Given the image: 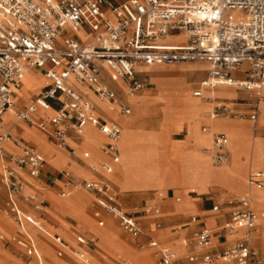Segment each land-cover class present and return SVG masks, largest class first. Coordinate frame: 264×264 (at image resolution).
<instances>
[{
	"label": "built area",
	"instance_id": "obj_1",
	"mask_svg": "<svg viewBox=\"0 0 264 264\" xmlns=\"http://www.w3.org/2000/svg\"><path fill=\"white\" fill-rule=\"evenodd\" d=\"M233 12L240 13L241 18H231ZM83 31L89 33L90 44L81 43L77 32ZM172 36H181L183 42H162ZM185 62H204L208 67L206 78L191 94L194 98H202L201 88L214 87L252 95L245 109L237 108L235 101L215 102L209 118L255 123L262 98L260 90L264 87V0H128L122 5H111L106 0H0V118L12 109V95L24 73L32 68L42 69L48 87L17 112L16 120L43 130L45 124L35 121L30 114L36 107L46 111L52 103L59 102V108L48 120L53 142L59 148L68 147L69 132L80 135L82 126L88 124L105 138L98 150L110 155L112 163H116L119 127L99 115L86 97L89 94L115 108L121 116L128 115L129 109L99 81L100 74L105 72L112 82L122 81L125 95L131 96L144 87L136 76L138 66ZM75 85L85 90L79 91ZM8 139H11L8 132L0 134V143ZM203 153L214 166L227 162L224 135L213 134L210 148ZM0 158L4 163L0 185L6 193L3 213L18 230L22 231L24 224L36 227L33 218L23 213L17 202L20 197L22 203H33L34 210L42 205L35 195L22 196V192L23 175L36 177L43 160L22 144L15 155H5L0 149ZM100 169L110 172L107 165H101ZM62 176L65 189L79 190L92 197L116 220L119 229L134 239L140 236L141 230L116 205L109 187L95 181L72 179L66 174ZM247 182L263 185L264 174L249 175ZM235 202L242 209L229 214L222 230L231 235L243 229L242 235L226 248L210 252V231L205 228L194 231L190 251L185 256L187 264H263L258 252L248 247L250 233L257 222L249 198L240 197ZM216 210L217 207H212V211ZM153 213L157 215L158 211L154 209ZM0 241H5L2 234ZM54 241L59 243L58 238ZM7 242L23 248L27 257L39 261L27 235L23 240L9 237ZM182 245L188 246L185 241ZM147 246L156 250L159 264L176 263L178 257L172 251L154 241H149Z\"/></svg>",
	"mask_w": 264,
	"mask_h": 264
},
{
	"label": "crops",
	"instance_id": "obj_2",
	"mask_svg": "<svg viewBox=\"0 0 264 264\" xmlns=\"http://www.w3.org/2000/svg\"><path fill=\"white\" fill-rule=\"evenodd\" d=\"M127 1L128 0H106V2L111 5H122ZM107 16L110 20H112L108 13ZM81 33L84 36V39L80 40L81 43L84 45L90 44L91 37L89 33L87 31H83ZM172 37L175 39L177 38L175 36ZM166 39L162 42L168 44H181L183 42V39L182 41L178 42L168 41ZM185 63H199L202 65H195L188 69L179 67ZM185 63L175 64L176 66H138L135 70L136 76L138 80L143 83L144 87L142 90L131 96L125 95V84L122 81L112 82L108 79L105 72L100 74L99 81L108 89L113 91L117 99L129 109L128 115L121 116L117 113L115 108L103 103H101L103 107H100V102H98L94 97L89 94H87L86 97V99L95 105L99 115L114 121L121 131L122 136L118 145V147L121 149V153H119L117 148L118 161L116 163H112L110 155L102 153L98 150V146L105 143V138L99 131L88 124H84L82 126V134L80 135H76L73 132L68 133L67 148H59L54 144L51 133L52 131L48 126V120L59 108V102L52 103L49 109L46 111L39 108L37 112L35 111L34 113L30 114L32 119L35 121H41L45 124V128L43 130L29 126L24 122H18L17 120L15 121L17 118V112L27 107L32 102V100L49 85L48 81L42 76V69H30L24 81H21L19 88L16 89L12 95V109L6 112L7 114L2 120L0 118V129L9 131L13 138L12 141L3 143L2 147L4 151L2 152L5 155L18 154L19 144H22L37 153L43 160L44 164L36 177H28L26 174L23 175L25 179V186L24 192H22V196L35 195L37 199L42 201V205L38 210H34L33 203H22L20 197H18L17 205L23 213L31 216L41 232L43 231L46 234L44 233L43 236L32 234L27 227L34 226L29 224H24L23 230L21 231L18 230L12 223L11 224L14 226V231L9 233L11 227L5 223L4 217L0 215V227H3L4 229L3 230L0 228V234L5 237V241H0V244L2 246L11 247L14 249L19 258L25 259V264H44L46 262L47 264H50V261L46 259L40 251V243L46 245V247L51 250L52 254L57 259H62L63 257L71 258L65 254L64 249L74 251L77 254L78 259L83 264L103 263L99 256L100 254L105 255L109 260H111L113 264H130L129 261H137L140 258L139 252L132 249V247L126 242V239L120 236L118 232L113 231L109 227L103 229L99 228L103 226L102 219L105 217H108V219H115L105 213L95 201L88 202L87 200L78 201V198L73 199L76 201L74 203L75 205L73 206H75L80 216L86 220L85 224L60 214L53 207V205H51V198H63L66 191L70 190L65 189L64 187L62 175L66 174L72 179L80 181H95L110 188L114 194V201L116 205H118L123 212L130 215V217L141 230V234L136 239H134L119 229L118 226L117 228L123 234L128 236L139 250H151V253L148 254V260L151 264L159 263L158 258L156 257V250L147 246L149 241H154L159 247L166 248L175 253L178 257L175 264H187L185 261V256L190 251L189 246L191 235L194 231L200 228H205L211 233L212 248L210 252L226 248L232 241L238 239L244 231L243 229H237L234 232L235 234L228 235L222 230V226L227 221L231 212L242 209V207L239 206L235 200L240 197H248L250 201V208L257 216L255 229L250 233L248 247L258 252L264 264V226H262V223H264V204L254 201L248 193L236 195V192L249 189L255 197L261 198V195L263 196L264 193V183L260 186L250 185L247 182V178L249 175L264 174V168L247 169L244 175V182L241 179H235L233 177L229 178L227 176L228 184L233 189L232 191H223L225 194L224 196L221 194L222 191L217 188H215V191L209 193H196L195 189H190L193 191L185 190L184 192H180L177 195H175L171 190V188L188 185L193 186L192 188L198 189H205L209 186L223 188L217 184H206V162L205 159L198 153L200 148L196 142V127L197 124L201 122L199 124V129L202 134L209 131L208 125L211 118L208 117V114L207 116H204L207 106L197 102V100L189 98V96L185 94L183 90H181L185 89L186 87L190 90V95L192 92L198 90L199 84L207 76L208 67L204 62ZM199 66H201L202 69L199 68ZM159 67L168 68L169 70L162 68L159 69ZM202 73H205L203 78H201ZM44 80L46 81V84L43 86L45 83ZM160 83H164V86L166 85V87L168 86L165 90L166 97L174 98L173 101L177 109L176 112L182 115L183 118L189 119L193 124L191 126L190 133L194 141V146L193 143L189 141V143L186 145V148L184 149L186 150L187 154H177L173 152L171 148V141L184 142L186 140L187 128L183 124L178 132L172 134L169 132L170 129L166 120L160 125L159 131L149 135H139L135 131L136 119L142 117L146 113L149 104V102L142 97L143 93L146 92L148 96H153L155 93L153 91V87L157 86L158 84L160 85ZM175 83H179L181 85V89L173 92V88H169V86H173ZM192 85H194V87L191 89ZM75 87L82 92L85 90L84 87L78 85H75ZM177 88L179 89L180 87ZM37 89H39V91L30 95L26 104H21V95L23 92L30 94L35 92ZM226 89L227 88L214 87L201 88L200 90L201 93L204 91H214L216 94L215 97L219 99L223 97L224 99L225 97H232L233 94L230 95ZM262 89V91L260 90L262 93L261 97L264 99V87ZM233 91L235 92L237 98L233 99L232 101L236 102L235 104L237 108L245 109L247 103H244V100L238 98L247 97L250 100L252 95L246 91ZM196 99L206 100L203 98V96L202 98ZM261 106L264 108V101L261 103ZM153 108L154 107H150V110L147 114L149 117H154L153 120H151L148 124L150 127L158 123L160 120V114L157 111H154ZM132 109H134V116L130 117ZM262 113V118L260 117L261 120L264 119V112ZM147 116H145L141 121L142 125L140 127L143 129ZM223 122L226 124L216 122V125L218 124L217 127L220 128L221 132L226 133L231 130L233 133L241 137H251L252 139L256 140L253 133L254 130L257 129L252 127V125L255 123L252 124L249 121H243L239 123L228 121ZM19 124H24L30 128H23ZM263 127L264 124L261 126L260 130H257L258 133L262 131ZM202 128H205L206 130L202 131ZM179 135L182 138H172ZM256 137L264 138V136ZM90 139H93L94 141H90ZM261 143L264 144V142ZM192 149L193 151L190 152ZM71 151L73 152V155L71 154ZM226 153L228 155V162L229 152L226 150ZM83 154H86V157H84ZM119 154L121 158L120 163ZM138 156L141 158H143V156H148L147 163L151 165L156 162L157 156H167L170 158L171 163H173V165L176 167V178L178 182L172 185L162 184L161 186H158V188L160 187V190H165L163 196L159 198L156 197L155 192L151 190L135 191L143 188L144 186H128L126 183L125 174L132 166L131 160L136 159ZM241 161H245L244 158H242ZM250 164L252 165V162ZM101 165L109 166L110 172H102L100 169ZM90 167L93 168L91 169ZM113 180L121 185L123 189L114 183ZM188 187H186V189ZM144 192H152L151 198L145 199L142 197V193ZM175 196L181 199V201L174 202L173 200ZM119 200L121 202H119ZM138 202L140 203L139 206L137 204ZM5 203L6 193L4 188L0 185V213H3L5 209ZM121 204L125 206V208L132 210L130 212L124 211V208L121 207ZM54 205L60 208L64 207V204L60 203H54ZM214 206L217 207L216 211H212V207ZM46 209L52 215L49 212H46ZM154 209L158 211L157 215L153 213ZM55 218L59 219L61 223L64 224L66 227L65 230L61 229L59 222ZM40 222L46 224V231L39 227V225L43 226ZM86 224L93 225L96 229L100 230L102 238H99L97 235H95V233L88 229ZM56 231L66 233V235L72 240L73 247L62 237H60ZM145 232L148 233L145 234ZM25 235H27L33 242V246L39 256L38 262L34 258L27 257L24 254L23 248L15 245L14 243L7 242L9 237L15 236L18 239L23 240ZM55 238L59 239V243L54 241ZM184 241L188 244L187 247L182 245ZM107 243L121 246L122 248L127 249L128 252H132L134 255V260L125 259L121 261L119 259L113 258L108 254L109 249ZM93 256L97 257L101 262L96 261ZM0 260H2L4 264H8L4 257L0 256ZM217 264L230 263L222 262Z\"/></svg>",
	"mask_w": 264,
	"mask_h": 264
},
{
	"label": "rangeland",
	"instance_id": "obj_3",
	"mask_svg": "<svg viewBox=\"0 0 264 264\" xmlns=\"http://www.w3.org/2000/svg\"><path fill=\"white\" fill-rule=\"evenodd\" d=\"M235 14H236V16L230 15V17L233 19H236V20L241 18L240 13L235 12ZM174 39L175 38H170V41H175V42L182 41V37L176 38L177 40H174ZM195 65H202V64L185 63V64L180 65L179 67H183V68L188 69V68H191ZM173 66H176V65H173ZM160 68L167 69L164 67H159V69ZM204 76H205V73H202L201 78H203ZM45 84H46V81L43 84V86ZM184 85H186V84H184ZM167 87H166V85L164 86V83H160V85L158 84L157 86L153 87V91L155 92L153 96H148L146 92L143 93L142 97L144 99H146L149 102V104H148V108L146 111L147 113H145L142 117L136 119L135 131L139 135H143V136L149 135L151 133L159 131L160 125L166 120L168 122V125H169V129H170L169 132H170V134H172V133L178 132L179 129L181 128V126L184 125L187 128L186 140L184 142L171 141V148H172V151L177 153V154H180V155L187 154L186 150H184V149L186 148V145L189 143V141L191 143H193V146H194V141H193V138L191 137V133H190L191 126L193 124L191 123V121L189 119L183 118L182 115H180L176 112L177 109H176L175 103L173 101L174 98L173 97H166L165 90ZM177 87H180V88L178 89ZM193 87H194V85L191 86V89ZM169 88H173L172 91L176 92L177 90L181 89V85L179 83H175V85L169 86ZM39 89H37L35 92L30 93V94L23 92V94L21 95L22 96V103L21 104H26L28 102V100H27L28 97L32 94L37 93L39 91ZM181 90H183L184 93L189 96V98H191L193 100H197V102H200L201 104H204L207 106V109L205 110L204 116H207V114L210 112V109L215 104V102L224 101L226 103H231V102L234 103V101H232V100L237 98L235 92L233 90H229V89H226V91H228V93L230 95L233 94V96L232 97H225V99H224V97L220 98V99L216 98L215 97L216 94L214 91H204L203 98L209 99V100H201V99H196V98L191 97L190 90L187 89L186 87H185V89H181ZM129 99H131V98H129ZM238 99L244 100V103H247L249 100L247 97H239ZM237 102H240V101H237ZM150 107H154L153 110L157 111L160 114V120L158 121V123H156L155 125H152L151 127L148 124L151 120H153L154 117L147 116V114L150 110ZM260 110L262 112L264 111L263 106L259 107L258 121H257V125L254 127V129H257V130H260L261 126L264 124V119L261 120V118H260L261 115L263 114ZM133 116H134V109L131 110V114H130V117H133ZM145 116H147V118L145 119L146 123L144 124V126H143L144 129H143L140 126L142 125L141 121ZM155 118H156V116H155ZM15 121H16V119H15ZM223 121L234 122V123L240 122L239 120H236V119L211 118L209 121L210 124L208 125L209 131L204 132V134H202V132L199 129V124L201 122H199L197 124V127H196V142L200 148L198 150L199 155H201V157H203L205 159L207 166L211 170H213L215 172H223L226 174V178L223 182L213 183V182L206 181V184L207 185L217 184L223 188L215 187V186H209V187H206L205 189H198V188H192L193 186H190V185H188L190 188L188 186L171 188V190L174 192L175 195H177L180 192H184L185 190H190V189H195L196 193H201V192H203V193L208 192L209 193V192L215 191V188H217V189L222 191L221 194L224 196L225 194L223 191H232V189H233L228 184L227 176L229 178L233 177L235 179H241L244 182V175H245L247 169H253V167H254L253 165L257 166V168H264V144L261 143V142H264V138L256 137V136H261V137L264 136V127H263L262 131H260L259 133L257 130H254L253 135L256 139V140H254L251 137H241V136H239L235 133H232L230 131L223 133L220 131V128L212 126V124L214 122H223ZM244 121L247 122V120H244ZM19 125L23 128H30V127L25 126L24 124H19ZM35 131L38 132L37 130H35ZM216 133H221L225 137V147H226V150L229 152V161L226 163H223L221 165H218V166L213 165L214 166L213 167V166H211L212 164L210 165V163H209L210 160L208 161L209 158H208L207 154L203 153V150L210 148L211 137L213 134H216ZM200 136H203V139H199ZM172 138H182V137L179 135V136H174ZM208 139H209V141H208ZM193 149L190 152H192ZM119 153H121L120 147H119ZM242 158H244L245 161H241ZM147 160H148V156H143V158L138 156L136 159L131 160L132 166L130 167V169H128V171L125 174V176H128L131 178V181H132L131 183L136 181V178L139 176V174L141 172H144V173L147 172L149 174H153V175L158 176V177L159 176L164 177V175L166 173H168V177L166 176L165 178H163L164 180H163L162 184L172 185V184H175L178 182V180L176 178L177 177L176 176V169H175L176 167L173 165V163H171L170 158H168L167 156H161V157L157 156L156 162L153 165L148 164ZM120 161H121V158H120ZM250 161L252 162V165L250 164L251 163ZM162 163H164V164H162ZM250 165H251V168H250ZM113 182L116 183L117 185H119L116 181L113 180ZM119 186L121 187V185H119ZM186 187H188V188L186 189ZM121 189H123V188L121 187ZM146 190L154 191L156 197H157L158 193H164V191H165V190H160V188H158V186L155 183H149L147 186L140 188L138 190H135V191H146ZM190 191H192V190H190ZM244 193H248L254 201L264 204V193H263V196L261 195V198H256L254 196V194L249 189H247V190H242L240 192H236V195H241ZM151 194H152V192H144V193H142V197H144L145 199H148V198H151ZM73 198H78V201L87 200L88 202H90V201L94 202L93 198L88 196L87 194H85L79 190L70 189V190L66 191L63 198H59V197L51 198L50 203H51V205H53V207L60 214L65 215L67 217L72 218L73 220L80 221L81 223L85 224L86 220H84V218H82L80 216V214L76 210L75 206H73V205H75L74 203L76 202L73 200ZM176 198H177V196H175V198L173 200L174 202H176V200H175ZM119 202H121V201L119 200ZM54 203L64 204V207H61V208L57 207L56 205H54ZM137 204L139 206L140 203L138 202ZM162 204L164 205L163 202H162ZM121 207L124 208L123 210L126 212H130L132 210L129 208H125V206H123L122 204H121ZM45 211L49 212L47 209ZM0 215L4 217L5 223L9 227H11V230L9 231V233H12L14 231V226L11 224V222L7 219V217L3 213H0ZM55 219L59 222L61 229L65 230L66 227L64 226V224H62L59 219H57V218H55ZM102 221H103V226L99 227L100 229L109 227L113 231L118 232L120 234V236H122L126 239V242L132 247V249L139 252L140 258L137 261H129L130 264H151L150 261L148 260V254L151 253V250H146V249L139 250L136 247V245L134 244V242L117 228L115 220H113L111 218L108 219V217H105L104 219H102ZM40 223L43 225V226L39 225V227L41 229H45L47 227L46 224H43V222H40ZM86 225H87L88 229H90L93 233H95V235H97L99 238H102V235L100 234V230L96 229L93 225H89V224H86ZM262 226H264V223H262ZM0 228L3 229V227H0ZM27 228L34 235H42V236L44 235V233H42L37 228L30 227V226H28ZM56 233L58 235H60V237H62L71 246L73 245L72 240L70 239V237H68L66 235V233H61V232H57V231H56ZM147 233L148 232H145V234H147ZM72 238H73V236H72ZM107 244H108V249H109L108 254L111 255L113 258L119 259L121 261H123L125 259L134 260L133 253L128 252L127 249H124L121 246H118V245H115L112 243H107ZM39 247H40V251L42 252V255L50 261V264H83L80 260L73 257L69 253L68 254L66 253V255H68L71 258L63 257L62 259H57L54 257L51 250L48 247H46V245H43L40 243ZM0 256L4 257L5 260L8 262V264H25V262H26L25 259L18 257V254H16L14 249H12L11 247L2 246L1 244H0ZM99 256L102 259L103 263H98V264H113L111 262V260H109L105 255L100 254ZM94 259L98 262H101L97 257H94ZM0 264H4V262L2 260H0ZM44 264H47V262Z\"/></svg>",
	"mask_w": 264,
	"mask_h": 264
},
{
	"label": "bare ground",
	"instance_id": "obj_4",
	"mask_svg": "<svg viewBox=\"0 0 264 264\" xmlns=\"http://www.w3.org/2000/svg\"><path fill=\"white\" fill-rule=\"evenodd\" d=\"M231 15H234V16H236V14H235V12H233V13H231ZM233 17V16H232ZM77 35L79 36V38L80 39H84V36L82 35V33L81 32H77ZM175 37H181V36H175ZM170 38H174V37H168L166 40H168V41H170ZM174 40H177V39H174ZM175 42V41H174ZM199 68H201V66H199ZM168 69V68H167ZM202 69V68H201ZM169 70V69H168ZM27 74H28V71H26L25 73H24V75H23V78H22V82L24 81V79H25V77L27 76ZM203 94H204V92H202V96H203ZM260 95H262V93L260 92ZM264 101V99L263 98H261L260 99V101H259V103H258V110H259V107L261 106V103ZM99 106L100 107H103V105L100 103L99 104ZM38 107H36V112L38 111ZM145 111V110H144ZM264 112V111H263ZM147 113V112H146ZM258 113H259V111H258ZM261 113V112H260ZM7 113H5L2 117H1V120L4 118V116L6 115ZM262 118V117H261ZM264 118V117H263ZM257 121H258V117H257V120H256V122H255V124L254 125H252V127L254 128L256 125H257ZM240 122H243V121H240ZM1 123V122H0ZM218 123H225V122H218ZM210 124V123H209ZM212 124V123H211ZM226 124V123H225ZM218 125V124H217ZM217 125H216V122H214L213 124H212V126H215V127H217ZM233 130V129H232ZM5 132H8L9 134H10V132L9 131H4V130H2V129H0V133L2 134V133H5ZM230 132H232L231 130H230ZM233 133V132H232ZM121 131H120V135H119V140H118V143H117V148H118V150H119V147H118V145H119V142H120V140H121ZM10 137H11V139H8V140H4L3 142H1L0 143V149H1V151H4L3 150V143H7V142H10V141H12L13 140V138H12V136L10 135ZM210 137V136H209ZM199 139H203V136H200L199 137ZM90 141H94L93 139H90ZM208 141H209V139H208ZM204 142V141H203ZM201 145V144H200ZM254 146V145H253ZM207 161V160H206ZM119 162H120V154H119ZM226 163V162H225ZM162 164H164V163H162ZM3 165H4V163H3V161H2V159L0 158V173H1V171H2V168H3ZM253 168H257V166H254ZM195 170V169H194ZM163 171V170H162ZM192 173V172H191ZM205 175H206V180L205 181H209V182H213V183H221V182H223L224 180H225V178H226V174L225 173H223V172H215V171H213V170H211L208 166H207V164H206V171H205ZM168 177V173H166L165 175H164V177H161V176H155V175H153V174H149V173H147V172H141L140 174H139V176L136 178V181L135 182H133V183H131L132 181H131V178L130 177H128V176H126V183L128 184V186H133V187H136V186H147L149 183H155L157 186H160L161 184H162V182H163V178H165V177ZM130 184V185H129ZM128 186H127V188H128ZM125 187H126V185H125ZM160 188V187H159ZM193 191V190H192ZM23 192H24V189H23ZM161 196H163V193H158L157 194V197L159 198V197H161ZM257 198V197H256ZM74 199V198H73ZM75 200H77V199H75ZM259 200V199H258ZM176 201L177 202H179V201H181V199H179V198H176ZM260 202V201H259ZM161 206V205H160ZM36 225V224H35ZM36 228L37 229H39L38 227H37V225H36ZM40 230V229H39ZM44 231H46L45 229H43ZM41 231V230H40ZM43 232V231H42ZM43 233H45V232H43ZM46 234V233H45ZM233 234H235V233H233ZM65 250V254L67 253H69V254H71V255H73L75 258H77L78 259V257H77V255L75 254V252L74 251H71V250H67V249H64ZM79 260V259H78Z\"/></svg>",
	"mask_w": 264,
	"mask_h": 264
}]
</instances>
